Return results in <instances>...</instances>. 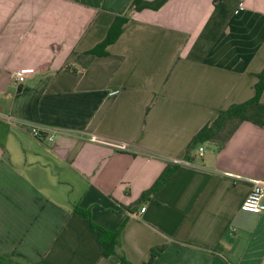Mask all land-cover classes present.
<instances>
[{
    "label": "crops",
    "instance_id": "1",
    "mask_svg": "<svg viewBox=\"0 0 264 264\" xmlns=\"http://www.w3.org/2000/svg\"><path fill=\"white\" fill-rule=\"evenodd\" d=\"M131 3L0 0V253L41 264H264V211L240 208L264 177V127L243 121L220 148L204 142L186 160L204 124L254 94L264 0ZM116 15L127 21L106 55L83 57ZM18 70L25 80L13 83ZM167 164L171 175L143 196ZM74 205L120 230L117 255L103 256L102 232Z\"/></svg>",
    "mask_w": 264,
    "mask_h": 264
},
{
    "label": "trees",
    "instance_id": "2",
    "mask_svg": "<svg viewBox=\"0 0 264 264\" xmlns=\"http://www.w3.org/2000/svg\"><path fill=\"white\" fill-rule=\"evenodd\" d=\"M166 0H132L131 8L134 10L159 9ZM127 21V16L116 15L110 28L107 31L105 39L92 47L90 50L82 53L83 57H91L96 55H106L104 48L113 43L121 33L124 23ZM257 81L254 87L253 96L247 101L233 103L227 108L218 111L215 119L209 124H204L198 132L188 141L186 147V160H193V150L200 144L207 142L220 148L226 141L229 140L236 127L241 122H251L255 125L264 127V103L260 100V94L264 88V68L256 74ZM175 165L167 164L162 174L157 181L150 187L143 196L153 193L168 177L171 175ZM74 212L80 217L86 219L90 228L99 229L102 232L101 244L103 256L110 254L117 255L116 246L118 245L119 231H109L98 226L92 219L89 210H83L78 205H74ZM119 264H133L123 255H119ZM0 264H41L39 262L24 261L12 255L0 253Z\"/></svg>",
    "mask_w": 264,
    "mask_h": 264
},
{
    "label": "built area",
    "instance_id": "3",
    "mask_svg": "<svg viewBox=\"0 0 264 264\" xmlns=\"http://www.w3.org/2000/svg\"><path fill=\"white\" fill-rule=\"evenodd\" d=\"M25 80V75L21 71H14L11 74V81L13 83H20ZM116 93V90L112 91L111 94ZM30 133L33 137L41 138L44 137L49 141H53V135L45 134L44 130L38 127H30ZM203 147L200 146L198 154L202 155ZM264 177L253 180V185L248 196L241 202L240 208L242 211L251 213H261L264 211ZM145 210V206L141 207V211ZM229 264V263H225Z\"/></svg>",
    "mask_w": 264,
    "mask_h": 264
}]
</instances>
